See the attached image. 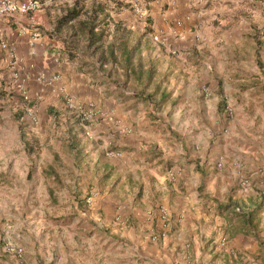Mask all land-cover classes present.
I'll list each match as a JSON object with an SVG mask.
<instances>
[{"label": "crops", "instance_id": "0c3cea01", "mask_svg": "<svg viewBox=\"0 0 264 264\" xmlns=\"http://www.w3.org/2000/svg\"><path fill=\"white\" fill-rule=\"evenodd\" d=\"M41 1L36 19L43 30L38 25L33 46L29 33L20 32V26L30 27L25 16L0 19V40L14 45L15 67L30 74L26 86L37 120L9 85L12 67L0 48V240L13 239L15 230L24 234L20 242L28 244L23 250L31 264H264V171L256 175L260 184L232 186V164L239 157L232 158V137L227 136L232 120L225 122L224 109L227 102L235 104L232 92L242 94L245 82L264 76V0H152L145 21L125 0H108L110 33L118 23L132 31L129 42L137 48L129 68L144 71L139 81L119 58L100 64L99 53L86 52L85 40L73 29L67 36L60 33L63 27L57 33L48 30L46 8L74 0ZM253 84L245 85L250 95ZM204 85L209 98L201 95ZM64 96L96 104L102 118L93 127L101 139H112V152L104 154V145L90 147L76 136ZM206 110L212 116L204 117ZM247 110L256 114L252 105ZM187 127L198 132L177 142L174 130ZM21 129L30 138L21 136ZM214 129L220 135L210 159L204 146ZM46 134L56 147L52 153L37 149ZM260 141V152L251 147L245 156L251 163L256 156L264 162ZM170 143L177 145L176 153ZM193 143L201 149L191 150ZM90 179L104 188L93 186L86 204L81 195ZM161 206L171 221L153 240L160 232ZM257 206L259 212L249 217ZM42 223L46 237L51 235L44 246L30 240L35 233L30 227ZM97 237L100 243L94 245Z\"/></svg>", "mask_w": 264, "mask_h": 264}, {"label": "rangeland", "instance_id": "374dc122", "mask_svg": "<svg viewBox=\"0 0 264 264\" xmlns=\"http://www.w3.org/2000/svg\"><path fill=\"white\" fill-rule=\"evenodd\" d=\"M73 3H74V1H70V2L57 1V2H54L53 5H51V6L46 8L45 13L47 15V20H48L49 26H50L48 28V30L50 28H52V29L54 28L53 25H54L56 19L62 13L63 8L67 7L70 4L73 5ZM1 19L4 20L5 18H1ZM145 20H143V21H145ZM38 25H40L39 27L43 30L42 24H38ZM71 30L72 29H70L69 25H66V26L63 27V29H62V31L60 33L62 35L67 36L68 32L69 31L71 32ZM45 32H47V31H45ZM73 41H76V40L73 38ZM254 44H255V42H254ZM75 45L78 46L79 50L84 51L82 43H76L75 42ZM246 50L248 51L249 49H246ZM247 51H244L243 53L247 54ZM251 84H253V83L250 82V81H247V82L244 83V87H241L242 90H240V92L241 91L243 92L242 94H240L237 91L236 92H232V95H233V98H234L233 101L235 102V104H233V103L231 104L230 102H227V103H225V106H224V109L226 108L227 104L232 107V114L231 115L227 114L226 111H225V113H226L225 114L226 115L225 122L227 123V122H230V120H232V122L230 123V124H232V129H231V131H229L227 136L229 138L232 137V150H231L232 151V158H233L234 154H237L238 157H239L236 160L235 164H232V168L235 167V169H236L235 176L232 175V181L234 180V177L236 178V181L234 182V184H232V186L235 187V188L236 187L237 188H242V187H247L248 185L249 186H254L256 184H260V182H261V181H259L260 177H257L256 175H260L261 171H264V162L263 161L261 162L257 156H256V158L258 160L255 159L253 163H251V161H249V159H247V157H245L246 154L248 153V149L251 148V147H253L254 151L260 152V149H262V145H261L262 142L260 140L263 139V142H264V137L262 136V134L264 133V76H262V78H258V79L254 80L253 87H255V90H254V93L252 95H250V92L248 91V88H246V86L251 85ZM232 88H233V86H232ZM203 89H207V91L209 92V95H210V90H209L208 86L204 85L201 88V91H202L201 95L203 97L206 96L203 93ZM29 97H30V95H29ZM207 98H209V96ZM29 99H30L29 101H24L23 99L22 100H23L24 103L29 105L30 109L28 111V115H30V117L33 119V122H36L37 120L35 119V115L33 113V108H32V106H33L32 103L33 102L31 100V98H29ZM73 99L75 101L81 102L79 100H76L75 98H73ZM161 103L162 102L157 103V104H161ZM177 103H178V101H177ZM249 105H252V106L255 107L256 114L253 113V115H252V114L249 113V111L247 110V107ZM70 116L72 117V119L75 121V123L77 125V134H76V136L78 138L88 142V144H90L89 145L90 147H92V146L103 147V145H104L105 146L104 154L105 153H110V152L113 151L112 148L108 149L106 147V143H105L106 139L105 138L101 139V134L102 133L100 134L98 132L99 133L98 134L99 138L92 139V140L88 139L86 137L85 133H84V129L82 127L81 121L78 118H76L75 116H73L71 113H70ZM189 116H192V115L190 114ZM203 116L204 117L212 116V110H206L204 112ZM254 116H256L255 119H254ZM101 118L99 120H97L95 123H99ZM178 119H180V117ZM259 119H263V121H260V122L256 123V120H259ZM13 121L14 122H19L18 119H13ZM226 126H227V124H226ZM178 127H180V124H178ZM192 132H198V131H197V129H191L190 127H187L186 129L183 128L181 130L180 129L179 130H174V133L172 134V136L174 138H176L177 142H179L181 140L183 141L184 139H190L191 136H194V134H191ZM210 132H211V135H210V138H209V142H208V145L204 146V150H206L207 157L210 158V159H213V158H215V156L212 153V143H213V140L215 139V137L217 136V134L220 135V133H218L219 132L218 130L215 131V129H214V131H210ZM222 132L224 134H226V127H223ZM20 134H21V136H25V138H28V137L30 138L29 134H25L24 130H22V129L20 130ZM49 136H50L49 134H46V135L42 136V138H41V143L42 144L37 147L39 152L44 151L46 153H52V149L56 148L55 146L50 144ZM176 141H174V142L176 143ZM12 142H13V144L16 147H18V142L16 141V137L15 136L13 137ZM252 142L253 143L256 142L254 144L255 146H253ZM176 144L179 145V143H176ZM176 144L173 145V144L170 143L171 151H173L175 153H176L175 147L177 146ZM183 145H184V142H183ZM234 145H237L238 149H235ZM189 147H190L191 150L199 151L201 149L202 145L193 143L192 145L190 144ZM87 149H89V148H87ZM14 152L18 153L20 151L16 150ZM190 161H192V160H189L188 162H190ZM188 162L185 161L186 164H189ZM220 166H218V163L215 162V167H220ZM169 168H171L170 165L167 167V170H169ZM169 179H170L171 182H174L175 181L174 180L175 179V173H174L173 179L172 178H169ZM90 181L93 182V183H90L88 185V189L86 188V191L84 193H82V195H81L82 196V198H81L82 201H85L86 204H89V202L91 201L92 195H91L90 191L93 188V186H96L97 189L104 188V185L103 186L101 185V181L100 180H97L96 182H94L93 179H90ZM247 182H248V185L244 186L245 184H247ZM109 190H110V188H109ZM180 191L181 192L182 191L185 192V189H180ZM122 194H125V193H122ZM65 195H66V198H68V194H65ZM15 196L18 197L19 195H15ZM123 197L126 198V195H123ZM88 199H89V201H87ZM44 200H45V198L42 201H44ZM33 212L34 211L30 210L29 214L31 215ZM17 217H18V215L15 212H13V223L17 222L16 224H18L19 221L16 219ZM31 221L32 220H30V223H31ZM170 221H171V213L169 212V222ZM159 227H160V232L159 233L157 232V233H154V234L155 235L157 234V235L160 236V233H161L162 229H161L160 225H159ZM45 228L46 227L43 225V223L41 225H39L38 227H30V231H33L35 229V233H33L31 235L30 240H34L35 238H37L36 239L37 242L38 241L41 242L40 246L43 245L44 242L49 241L50 238H51V235H49V237H46ZM15 231H17V230H15ZM15 231H14V234H12V238L13 239L3 240V238H1V240H0L1 242H3L2 245H1L3 249L1 251L2 260H1L0 264H4V261H5L6 264H15V263L16 264L17 263L21 264L22 260H26L27 262H29V264H31L32 261H31V259H29V256H28L29 253L28 252L24 253V250H23L22 256H20V257H16V256H14L12 254L4 252V246L6 244H8V243L12 244V245H15V246H18V247H22L23 249L28 247L27 243L24 244V243L20 242V239H21L22 236H24V234H21L20 232L15 233ZM99 243H100V239H99V237H97L95 239V241H94V245H97ZM122 243H125V242H122ZM124 247H126V246L124 245ZM109 262H112L111 258L109 259ZM34 263L36 264V261ZM187 263H190V261L188 260Z\"/></svg>", "mask_w": 264, "mask_h": 264}, {"label": "built area", "instance_id": "2783aa9c", "mask_svg": "<svg viewBox=\"0 0 264 264\" xmlns=\"http://www.w3.org/2000/svg\"><path fill=\"white\" fill-rule=\"evenodd\" d=\"M125 4L127 5V8L133 13V15H135L140 20H145L152 5V0H125ZM43 5L44 2L41 0H0V19L12 18L16 15L25 16L27 18V22L30 24V27L22 25L20 26V32L27 31L29 33V45L33 46L35 40L40 35V30L36 20V13L42 8ZM0 48L5 53V59L7 63L10 65V67H12L10 77L11 80L9 85L13 90L17 91V93L24 101H29L30 97L26 86V82L30 78L29 72H22L15 67L17 64V59L15 55V47L13 44L2 39L0 40ZM29 68H34V64L30 63ZM57 79L58 75H53L51 77L52 81H56ZM203 93L206 96L209 95L207 89H203ZM63 103L66 109L81 121L84 133L88 139L92 140L99 138V133L95 130L93 124L101 118V113L94 102H78L70 96H64ZM225 111L227 114L231 115L232 107L227 104ZM105 143L108 149L113 147L111 138H106ZM218 166H220V164H218ZM167 174L169 178L173 179V171L169 170ZM247 185L248 182L244 186ZM87 201H89V199ZM158 217L162 229L160 236H163L169 225L168 210L164 207H159ZM157 237V234L152 235L153 240H155ZM224 242L225 238H222L220 241V245L223 246L225 244ZM4 252L12 254L16 257H20L23 254V248L8 243L4 246Z\"/></svg>", "mask_w": 264, "mask_h": 264}, {"label": "trees", "instance_id": "16d2710c", "mask_svg": "<svg viewBox=\"0 0 264 264\" xmlns=\"http://www.w3.org/2000/svg\"><path fill=\"white\" fill-rule=\"evenodd\" d=\"M108 0H74L70 7H65L64 12L56 19L54 32H58L62 27L69 25L73 29V35L86 42V52L92 49L93 53H99L100 64L110 61L112 63L123 62L125 70L130 69L128 75H133L136 80L143 75V70L138 67L129 68L131 55L136 45H131L129 37L132 31L122 26L121 23L115 24L112 33H110L111 17L107 7ZM52 35H55L52 33ZM110 36V40H108ZM77 38V39H78ZM72 58V51H70ZM118 62V63H119ZM101 66V65H100ZM150 99L151 95L144 97ZM260 209L257 206L249 213V217L255 216Z\"/></svg>", "mask_w": 264, "mask_h": 264}]
</instances>
